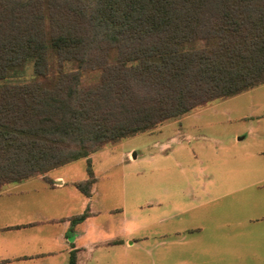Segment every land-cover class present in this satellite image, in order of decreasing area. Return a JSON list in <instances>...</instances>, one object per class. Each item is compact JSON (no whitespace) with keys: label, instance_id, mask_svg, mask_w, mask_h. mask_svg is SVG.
<instances>
[{"label":"trees","instance_id":"1","mask_svg":"<svg viewBox=\"0 0 264 264\" xmlns=\"http://www.w3.org/2000/svg\"><path fill=\"white\" fill-rule=\"evenodd\" d=\"M28 61L31 79L11 82ZM0 81V192L52 184L51 171L263 86L264 0H0ZM87 173L74 187L90 197Z\"/></svg>","mask_w":264,"mask_h":264},{"label":"rangeland","instance_id":"2","mask_svg":"<svg viewBox=\"0 0 264 264\" xmlns=\"http://www.w3.org/2000/svg\"><path fill=\"white\" fill-rule=\"evenodd\" d=\"M32 76L33 64L28 61L25 72L9 80L28 82ZM262 126L264 86L212 103L183 118L167 122L152 133L107 146L92 155L90 163L80 160L51 171L48 176L50 182L55 175L64 176L69 182H82L87 179V170L90 169L96 179L93 193L96 203L110 209L114 219L126 209L139 223L137 235L147 238L131 250L133 264H176V240L179 236L197 234L191 232L176 236L173 232L202 220L197 212L176 214L179 209L176 210V205H180L181 210L189 209L192 205L190 191L202 188V182L209 183L205 176L201 178L200 173L221 175L219 178L216 176L215 187L221 185L225 191L238 187L242 170L240 158L253 154L257 144L264 142L259 139ZM238 137L245 139L235 142ZM245 163L250 166L248 161ZM254 178L245 176L243 180L253 182ZM213 179L211 176L210 180ZM178 190L183 191L179 199L176 196ZM250 195L253 197L254 193L245 192L246 197ZM239 198L236 193L214 203L208 214L211 220L205 218L207 229L204 235H225L229 228L218 227L223 223L231 224V235L236 232L240 237L264 238V224L260 223V232L258 222H249V217L255 216L252 212L255 209L249 205L243 209ZM8 201V205L0 209L13 210L16 204L13 200ZM164 216L169 218L163 221ZM237 221L243 224L237 226ZM164 232H167L166 237H160ZM250 241L254 243V240ZM251 246L253 252L254 247ZM181 252L184 256L188 253V260L182 262L189 264L191 245L181 246ZM247 264L254 263L248 258Z\"/></svg>","mask_w":264,"mask_h":264},{"label":"crops","instance_id":"3","mask_svg":"<svg viewBox=\"0 0 264 264\" xmlns=\"http://www.w3.org/2000/svg\"><path fill=\"white\" fill-rule=\"evenodd\" d=\"M259 130L262 135L259 139L264 141V127ZM244 139L238 137L235 142ZM240 160L242 170L238 187L225 191L221 185L215 187L214 180L221 175H211L214 177L211 181V176L200 173L201 178L205 176L209 183L202 182V188L190 191L192 205L189 209L181 210V206L176 205L178 215L190 211L202 217L194 226L173 232L176 236L191 232L197 234L179 236L176 240V264L188 260V253L184 256L181 252V246L188 243L191 245L189 264H247L248 258L254 264H264L262 237L245 238L236 232L231 235V224L223 223L218 227L229 228L225 235H204L207 229L205 218L211 220L208 215L210 208L215 202L236 193L243 209L247 205L255 209L252 211L255 216H250L249 222H258L261 232L260 223L264 224V142L257 144L253 154L242 155ZM247 161L249 167L245 163ZM245 176L255 177V180L247 182L243 180ZM51 180L53 182L49 184L44 178L37 177L10 185L0 192V208L7 206L8 200L16 204L13 210L0 209V264H69L72 253H75L76 264H133L131 250L147 240L137 235L139 223L135 218L124 209L114 219L110 209L96 203L93 196L96 181L90 197H86L74 187L77 182H69L61 175H55ZM248 190L254 193L253 197L245 196ZM176 192L179 199L183 191ZM80 216L84 217L73 221ZM164 217L163 221L169 218ZM236 224L240 226L243 222L237 221ZM166 235L164 232L160 237Z\"/></svg>","mask_w":264,"mask_h":264},{"label":"water","instance_id":"4","mask_svg":"<svg viewBox=\"0 0 264 264\" xmlns=\"http://www.w3.org/2000/svg\"><path fill=\"white\" fill-rule=\"evenodd\" d=\"M133 158H134V155H133Z\"/></svg>","mask_w":264,"mask_h":264}]
</instances>
